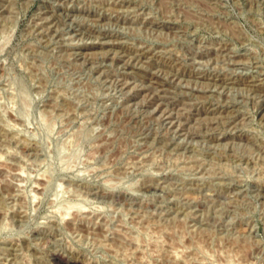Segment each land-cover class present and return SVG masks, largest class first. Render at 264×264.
Returning a JSON list of instances; mask_svg holds the SVG:
<instances>
[{
  "label": "rangeland",
  "instance_id": "obj_1",
  "mask_svg": "<svg viewBox=\"0 0 264 264\" xmlns=\"http://www.w3.org/2000/svg\"><path fill=\"white\" fill-rule=\"evenodd\" d=\"M57 258L264 264V0H0V264Z\"/></svg>",
  "mask_w": 264,
  "mask_h": 264
},
{
  "label": "bare ground",
  "instance_id": "obj_2",
  "mask_svg": "<svg viewBox=\"0 0 264 264\" xmlns=\"http://www.w3.org/2000/svg\"><path fill=\"white\" fill-rule=\"evenodd\" d=\"M156 98V97H155ZM56 260H58V262L60 263V264H65V262L63 261V260H60V259H56Z\"/></svg>",
  "mask_w": 264,
  "mask_h": 264
}]
</instances>
